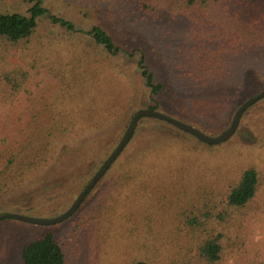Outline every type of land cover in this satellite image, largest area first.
<instances>
[{"label": "rangeland", "instance_id": "obj_1", "mask_svg": "<svg viewBox=\"0 0 264 264\" xmlns=\"http://www.w3.org/2000/svg\"><path fill=\"white\" fill-rule=\"evenodd\" d=\"M42 1L50 14L74 23L77 32L42 18L28 42L10 47L8 61L30 70V87L12 92L2 81L0 140L19 137L31 103L54 93L60 75H71L72 56L64 58L70 48L74 54L92 50L94 61L85 70L92 75L101 71L103 84L98 99L94 92L84 97L108 105L113 120L68 144L54 145L49 157L32 158L0 175V215L39 220L63 215L120 145L135 114L150 110L154 100L156 112L218 137L242 105L264 92V41L259 46L250 34L230 47L214 35H203L197 45L190 18H144L134 0ZM245 2H228V13L237 16L240 7L255 6L264 12V0L252 1L254 6ZM30 7L25 0H0V14H27ZM205 17V28L219 35L221 18ZM260 21L255 22L259 29L264 18ZM94 26L125 52L144 54L164 91L151 95L137 58H112L102 48L90 49L84 33ZM36 59L43 66L33 69ZM38 107L43 110V104ZM248 169L258 172L257 194L245 207H231L228 196ZM208 214L211 219L197 235L188 234L187 219ZM47 233L61 245L66 264H213L196 249L209 233L222 236V257L215 264H264V99L244 112L228 141L215 146L166 122L142 118L122 154L69 219L50 226L0 222L1 264H23L24 247Z\"/></svg>", "mask_w": 264, "mask_h": 264}, {"label": "trees", "instance_id": "obj_2", "mask_svg": "<svg viewBox=\"0 0 264 264\" xmlns=\"http://www.w3.org/2000/svg\"><path fill=\"white\" fill-rule=\"evenodd\" d=\"M25 1L31 5L27 14H0V49L4 52V55L0 54V90L2 89V81L12 92H20L30 87V70L19 65L14 66L8 60L9 57L12 58L10 56V47L28 42L35 34L40 19L47 18L52 24L65 29L69 33L77 32L74 23L50 14L42 0ZM232 1L235 0H134L135 4L138 5L140 13L145 14L144 18L150 19L154 17L157 21L160 20V16L165 18L168 15L172 17L178 14L190 18L195 23L196 28L194 27L191 32L197 45L203 35L208 38L214 35L217 40L221 39L223 43L228 44L230 47L234 45L236 40H248L250 34L258 42L255 44L262 46L264 41V26L262 27L263 29H259L255 25V22L260 25V19L264 18L263 8L255 6L254 8L249 7L248 10L244 11L240 7L236 11L237 16L236 14L230 15L228 13V2ZM236 1L239 3L245 2L244 0ZM252 1L254 0H250L249 4L254 6L255 4ZM205 16H209V19L211 17L214 19L215 16L221 18L217 25L218 31H222L219 35H216L211 28H205L207 26L204 23L207 20ZM198 17L201 19L199 24L197 22ZM231 19H235L232 28H230L229 23ZM233 29L235 30L233 31ZM84 35L90 40L89 42L93 46V48L89 47L90 49L98 50L102 48L107 57L115 58L120 55H125L131 58H137L141 76L145 81L146 87L150 90L151 95L157 97L164 91V86L155 81L154 73L146 64L147 61L145 60L144 54L140 56L136 51L131 53L125 52L115 43L114 38L99 26L92 27ZM261 41L262 44L259 43ZM248 45L250 47V43L247 44L246 48H248ZM246 48L244 50L245 54L249 51ZM198 50H202V45ZM90 52L92 53V50ZM91 53L89 54L88 51H85L82 54H74V49L70 48L64 58L66 60L72 56L69 62L70 66H73L71 75H60L61 83L54 93L40 95L31 103L32 105L28 108L30 119L21 130L19 137L11 138L7 136L0 140V175L7 173L10 169L19 167V163L27 165L31 162L32 158L41 160L42 156L49 157L50 153L52 154L54 152V145L68 144L76 135L78 136L80 133L85 134L90 130L99 129L113 120V113L109 110L110 107L108 105L103 104L101 106L100 102L95 103L84 97V95H89L93 92L96 94V98L99 97L100 94L97 93L100 92L103 84V80L100 78L101 71L99 72L96 69L92 75L91 69L85 70L92 63L91 60L94 61V57L91 58ZM39 65L43 66V62L36 59L31 66L33 69H36ZM153 102L155 106L149 109L156 111L158 103L156 100ZM39 103L43 104V110L38 109ZM258 187V172L254 169L246 170L239 183L232 188L228 196L229 206L234 208L245 207L255 198ZM194 217L187 219L186 224L192 229L188 234H192L195 237L199 228L206 225L211 219V216L208 214L203 219ZM221 238V235L209 233L199 243L196 249L203 261L213 264L221 261ZM22 262L23 264H66V258L61 245L55 240L54 235L47 233L42 239L31 242L24 247ZM139 264L147 263L142 262Z\"/></svg>", "mask_w": 264, "mask_h": 264}, {"label": "water", "instance_id": "obj_3", "mask_svg": "<svg viewBox=\"0 0 264 264\" xmlns=\"http://www.w3.org/2000/svg\"><path fill=\"white\" fill-rule=\"evenodd\" d=\"M262 99H264V92L256 95L255 97L248 100L244 105H242V107L237 111L231 127L225 133H223L222 135H220L218 137H210V136L206 135L205 133L201 132L200 130H198L197 128H195L191 125L182 123L178 120H175V119H173L167 115L161 114L159 112L152 111V110H140L135 114V116L132 120V123H131L128 131L126 132L123 140L121 141L120 145L116 148V150L112 153V155L107 159V161L104 163L102 168L93 177V179L90 181V183L84 189V191L81 193V195L79 196L77 201L74 203V205L67 212H65L63 215H61L60 217H57L55 219H43V220L33 219V218H29V217H25V216H21V215H16V214H4V215H0V222L3 220L15 219V220H18V221H21L24 223H28V224H32V225L50 226V225H56V224L62 223L65 220H67L68 218H70L77 211V209L80 207V205L85 200L87 195L92 191V189L96 186V184L106 174V172L109 170V168L115 162V160L119 157V155L123 152L125 147L128 145V143L132 139V137H133V135H134V133L138 127V124L142 118L148 117V118H153V119H158V120L164 121V122L171 124L172 126L178 128V129H180L186 133L193 135L194 137L198 138L202 142H205V143H208L211 145H219V144H222V143L228 141L235 134V132L237 131V129L239 127L240 120H241V117L244 114V112L248 108H250L251 106H253L255 103H257L258 101H260ZM0 264H1V262H0Z\"/></svg>", "mask_w": 264, "mask_h": 264}]
</instances>
